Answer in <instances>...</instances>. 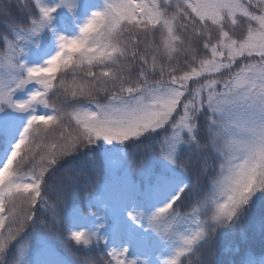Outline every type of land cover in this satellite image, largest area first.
<instances>
[{
	"label": "snow or ice",
	"instance_id": "1",
	"mask_svg": "<svg viewBox=\"0 0 264 264\" xmlns=\"http://www.w3.org/2000/svg\"><path fill=\"white\" fill-rule=\"evenodd\" d=\"M0 264H264V0H0Z\"/></svg>",
	"mask_w": 264,
	"mask_h": 264
},
{
	"label": "trees",
	"instance_id": "2",
	"mask_svg": "<svg viewBox=\"0 0 264 264\" xmlns=\"http://www.w3.org/2000/svg\"><path fill=\"white\" fill-rule=\"evenodd\" d=\"M59 243V241H57ZM249 243L254 246L256 249H259L260 247V238L258 233L253 235L251 239L249 240ZM232 245V241L229 238H223L221 241V247H228Z\"/></svg>",
	"mask_w": 264,
	"mask_h": 264
}]
</instances>
